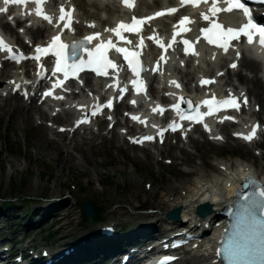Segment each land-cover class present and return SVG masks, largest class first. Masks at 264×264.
I'll return each instance as SVG.
<instances>
[{
  "label": "rangeland",
  "instance_id": "1",
  "mask_svg": "<svg viewBox=\"0 0 264 264\" xmlns=\"http://www.w3.org/2000/svg\"><path fill=\"white\" fill-rule=\"evenodd\" d=\"M6 107L4 114L0 116V214L10 212L11 205H6L10 201L13 206V215L21 216L17 219L20 224L23 215L18 211V207L21 211L29 210L31 205L27 204V199L63 197L69 192L67 182L75 185L76 188L77 193L73 195L69 205L70 212L76 214L75 219L72 220L70 216H67L57 226L45 229L43 236H46L48 230L54 232L58 229L62 232L67 229L73 230L74 240H77L79 236H89L92 227H88L89 224L81 215L79 203L82 201L93 203L96 213L111 214L112 217L120 218L123 233H126L128 227L132 230L136 229L137 223L134 220L146 214L147 210L151 209L155 214L159 213L155 204L158 200L163 201L166 198L169 187L179 185V188L186 190L182 182L194 178L185 175L193 167L201 166L202 170L208 173L213 170L209 162L217 158L252 159L248 152L234 144L222 147L197 144V151L194 154L178 152L175 149L169 155L173 159L172 166L164 167L154 163L153 153L140 151L131 159L129 152L125 153L116 148V142H105L89 152L86 151V146L82 148L83 153L77 150L72 151L76 163L66 170L65 155L58 152L57 159H53V154H50L51 149L55 147L45 141L42 130L35 127L32 119L26 122L24 112L13 107L12 102L7 103ZM8 160L15 161L23 169L12 170ZM100 160L103 162L99 163ZM7 175L10 176V181H7L5 177ZM34 182H38L40 186L36 191L27 193L29 184ZM144 182L153 183L151 199L145 200L142 197L144 193L141 192V186ZM176 193L177 190L174 189L173 195ZM109 199L111 204L107 203ZM33 211L36 212L35 208ZM39 219L40 217H37V220ZM1 220L0 229L2 230L3 226L5 228L0 233L7 229L12 231V229L20 228L18 225L12 226L9 223L11 219L6 222ZM62 227H64L63 230ZM9 235H11L10 232ZM6 239L8 237L1 241ZM56 239L52 241L53 249L56 246Z\"/></svg>",
  "mask_w": 264,
  "mask_h": 264
},
{
  "label": "snow or ice",
  "instance_id": "2",
  "mask_svg": "<svg viewBox=\"0 0 264 264\" xmlns=\"http://www.w3.org/2000/svg\"><path fill=\"white\" fill-rule=\"evenodd\" d=\"M28 2H30V0H4L5 5H8L9 3L26 4ZM31 2L36 4V5H40L42 3L47 2V0H31ZM200 2H201V0H181L182 4L192 3L193 5H196V4H199ZM202 2L208 3V0H202ZM218 3L227 4L228 7L225 9H221L218 6ZM123 4L125 6H128L131 8V7H133L134 0H123ZM212 4H213V6L209 9L212 16H216V14L221 12V11L231 12L233 10V8H236V9L243 10L244 14L248 17V20L243 25V27H241L239 29H233L232 27H227L225 30L224 26L221 23L210 20L208 15H203V19L205 21H209V23L211 24V27H204L201 30L205 34V38L207 39L208 43L216 44L219 47H221L225 52H227L229 50V47H230V41L239 39L241 34H243L247 37L249 44H252L254 42L253 38H254V35H256L259 38V45L262 48H264V26H259L258 23H256L253 20L251 14H250V9L248 7H246V5L241 2V0H212ZM6 11H7L6 7L0 8V12H6ZM73 11H74V9L66 12L63 7L60 8L61 14L59 16V20L65 21L67 18V23L64 24L65 28L70 27L71 23L73 22V18H72V12ZM168 11L170 13H174L177 11V9L171 8ZM36 15H38V16L42 15L45 20H47L49 23H52V18L49 15L44 14L39 7H37V9H36ZM155 15L160 16V15H162V13L157 12ZM149 19H151V18H149ZM190 22L191 21L189 20V17L184 16L179 21L178 27L180 29V32L189 31L190 29L185 27V24L190 23ZM143 23H144V20L136 19L135 17H133L131 24L120 22L117 24V27L111 29V31H113L117 37H120V39H124V37L121 35L122 31H127L130 33L139 34L142 31V29L139 26L142 25ZM89 27H95L94 23L90 24ZM180 32H177L174 34L173 40H175V36L179 35ZM100 35H101L100 33H95L96 37H99ZM93 38H94L93 36L85 37V39L87 41H91ZM182 42L185 45L184 50L187 53L189 51V49L192 47V42H190L188 39H184ZM139 43L142 45L143 39H141ZM168 46L170 47L171 45H168ZM66 47L67 46L61 42V37L59 35H57V36H54L52 38V42L47 48L37 47L35 49V51L37 53L51 51L57 57L55 71L56 72H62L64 74L65 78L68 77L70 72L75 74V73L84 71L86 68H89V69L95 71L97 75H107L108 69H115L117 67V65L113 62V60L109 59V57H108V51L111 48H115L116 53H123L124 54V59L128 62L129 66L132 68V71L137 76L140 75V71L142 70L141 62L137 59V53L136 52H130L123 47H115V45L112 43V41H108L107 43H99L96 45L94 50L88 49L87 50V53H88L87 63H85L84 61H81L79 64H76V63L68 64L67 61L65 60V49H66ZM75 47H76V45H73L74 49H75ZM160 47L164 48L165 45L163 43H161ZM0 49H6L9 52L11 51L10 46L4 42L3 38H0ZM239 56H240V53L237 50V57H239ZM32 58L39 60L40 56L37 55V56L32 57ZM9 59L18 61L20 59V57L16 56V55H12L9 57ZM161 59H163V57H161ZM230 67L235 69L237 67V64L233 63L230 65ZM210 82H212V81H207V80L202 81V83H210ZM57 83L60 84L62 82L58 81ZM134 83H135V81H134ZM16 87L19 88V85H16ZM177 87H179L178 84H177ZM44 95L49 96V95H52V93L51 92H45ZM55 98L56 99H62V97H59V96H57ZM243 102L245 104H247V98L246 97L244 98ZM191 103L192 102H189L190 106H191ZM203 103L205 105H207V107H208L209 111L207 114H212L213 109L218 108L220 106H227V107L237 108V109L239 107V104L235 98L216 99L214 102H210L208 100H205ZM107 106L111 107V103L109 102V104ZM97 107H99V105ZM176 108L179 111V105H176ZM95 114L96 113L93 112V115H95ZM202 115L203 114L199 110H197L196 115L194 117L190 116V117H188V119H194L197 122H199ZM180 117H181V119L184 118L183 113H180ZM133 119L135 120L138 118L133 117ZM170 127L173 131H175L179 126L177 124H172V125H170ZM205 127L207 128V125H205ZM255 131H256V129L254 128L251 135L244 136L243 138L246 140L253 139L255 136ZM160 134L162 135L163 131H161ZM151 140H153L152 136H144L143 137V141H151ZM143 141H135L134 140L133 142H141L142 143ZM260 196H264V191L260 192ZM253 223H258V222L253 221ZM261 227L264 228V223H261ZM228 255H229V257H231L233 255V253L231 251H229ZM174 259H175L174 257H166L165 261H171Z\"/></svg>",
  "mask_w": 264,
  "mask_h": 264
},
{
  "label": "bare ground",
  "instance_id": "3",
  "mask_svg": "<svg viewBox=\"0 0 264 264\" xmlns=\"http://www.w3.org/2000/svg\"><path fill=\"white\" fill-rule=\"evenodd\" d=\"M89 1L90 0H74V2L77 3V9L80 12L81 16H85V17L94 18L96 20H99L100 17L105 16V14H112L114 12H117V10L115 8H112L110 6L101 7L100 6V0H98L94 3H91V4L87 3ZM163 1L164 0H152L147 5H145L144 10L149 11V10L155 9L154 7H160L163 4ZM87 8L89 11L92 10L93 12H87L86 11ZM31 33H33V32H31ZM243 66H247V67L252 66L253 67V66H257V64H255L252 61L247 60ZM228 77H231V75L228 74ZM237 77H238V80L242 81L245 86L248 85L249 94L252 96L255 103H259L261 105L262 113H264V84L260 81L259 78L255 77V76L253 78H248V77H241L240 74H237ZM34 111L38 112V110H34ZM4 112H5V107H0V116L2 114H4ZM24 119L26 122H29V120H30L29 115L25 114ZM47 143H49V142H47ZM86 146H87V150L90 151V148H91L90 143H86ZM81 149H82V147L80 145H78L74 149H73V147L67 149V148H60V147L56 146L55 148L51 149L52 152L50 155L53 154L52 156H53L54 160L57 159V157H58L57 153L58 152L60 154H62L63 156L65 155L66 163H64V168L66 170H68L69 168H71L72 165H74L76 163V159L73 156L72 151L77 150V151L83 153L81 151ZM79 152H77V153H79ZM80 157H81V159H83V156L81 154H80ZM102 162H103L102 160L99 161V163H102ZM253 163H255V162H253ZM8 164H9L10 168L14 171H18V170L23 169L15 161L8 160ZM255 165L258 166V168H260V166H261V164H259V163L258 164L255 163ZM200 167L201 166L196 167L195 170H193L191 172L195 176L194 179H191V180L187 181L186 183L182 182V184L186 185L187 196L185 198H183L179 195V192L183 190V188H182V189L178 190V194L174 197V199L171 202H169L167 200L171 196V194H169V193H171V191H173L175 189V187H172V188L169 187L167 190L169 192L168 193L169 195L166 197L167 199H165L163 201L158 200L155 204L156 209L158 210L159 213L152 215L150 218H152L153 220L155 219L156 222L164 223L165 226H167V227L173 226V225H175V223L170 221V220H167L165 218V214L169 210H171L172 208L180 206V207H183V216L184 217H187L190 220L194 219V217L192 215V210H194L196 208V206L198 204H200L206 198H209L211 200L212 206L214 207L215 210H217L220 202L225 198V195L220 190V188H218L217 190L210 191V187L206 183L208 178L206 175H204L201 172ZM5 177H6L7 181H10V176L7 175ZM45 184H46V182H45ZM39 186H40V184L38 182L30 183L26 192L32 193V192L36 191ZM152 196H153V189H151L148 193L144 194L142 197L145 200H147V199H151ZM60 203H64L63 208L66 210V212H65L66 215L68 217L70 216V218L72 220H74L76 214L70 212V206L67 205V202L62 201ZM60 209H62V207ZM164 230H166V228ZM90 238L91 237H88L87 240L89 241ZM194 258H197V256H194L192 258V262H193Z\"/></svg>",
  "mask_w": 264,
  "mask_h": 264
},
{
  "label": "water",
  "instance_id": "4",
  "mask_svg": "<svg viewBox=\"0 0 264 264\" xmlns=\"http://www.w3.org/2000/svg\"><path fill=\"white\" fill-rule=\"evenodd\" d=\"M80 206L82 207L83 212L88 220H91L93 216V205L90 202H81ZM178 214V211L171 212L168 214V217L175 219Z\"/></svg>",
  "mask_w": 264,
  "mask_h": 264
}]
</instances>
